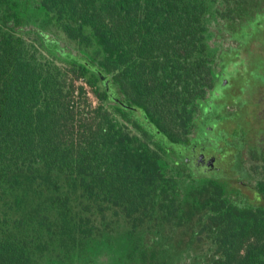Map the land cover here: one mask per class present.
<instances>
[{"label": "trees", "instance_id": "1", "mask_svg": "<svg viewBox=\"0 0 264 264\" xmlns=\"http://www.w3.org/2000/svg\"><path fill=\"white\" fill-rule=\"evenodd\" d=\"M261 18L264 0H0V264H264V207L156 134L192 133Z\"/></svg>", "mask_w": 264, "mask_h": 264}, {"label": "flooded vegetation", "instance_id": "2", "mask_svg": "<svg viewBox=\"0 0 264 264\" xmlns=\"http://www.w3.org/2000/svg\"><path fill=\"white\" fill-rule=\"evenodd\" d=\"M222 55L219 77L192 133L172 143L163 132L156 134L185 168L220 177L231 194L256 209L264 207V18L244 29ZM223 122L226 145L215 134L214 125Z\"/></svg>", "mask_w": 264, "mask_h": 264}, {"label": "rangeland", "instance_id": "3", "mask_svg": "<svg viewBox=\"0 0 264 264\" xmlns=\"http://www.w3.org/2000/svg\"><path fill=\"white\" fill-rule=\"evenodd\" d=\"M90 97L92 98V100H94L95 101V99H94V97L91 95V93H90ZM214 126H216V128H215V134H217V138L218 137H221V140H222V142H223V145H226L227 144V142H226V139H227V133L224 131V128L226 127V125H225V123L223 122V123H221V124H216V125H214ZM219 127H221L222 129H220ZM222 146V145H221Z\"/></svg>", "mask_w": 264, "mask_h": 264}]
</instances>
